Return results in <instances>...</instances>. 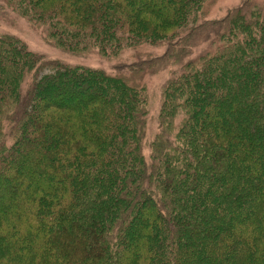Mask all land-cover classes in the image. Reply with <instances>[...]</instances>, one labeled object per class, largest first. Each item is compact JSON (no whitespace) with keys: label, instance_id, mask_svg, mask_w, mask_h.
Masks as SVG:
<instances>
[{"label":"trees","instance_id":"1","mask_svg":"<svg viewBox=\"0 0 264 264\" xmlns=\"http://www.w3.org/2000/svg\"><path fill=\"white\" fill-rule=\"evenodd\" d=\"M210 1L0 0L116 60L0 31V264H264V1Z\"/></svg>","mask_w":264,"mask_h":264},{"label":"rangeland","instance_id":"2","mask_svg":"<svg viewBox=\"0 0 264 264\" xmlns=\"http://www.w3.org/2000/svg\"><path fill=\"white\" fill-rule=\"evenodd\" d=\"M242 1L243 0H211L210 4L207 6L206 17L208 19L223 17L227 13V10L238 6L242 3ZM0 31L19 37L27 44L29 49L35 51L45 60L60 59L64 62H86L93 67L104 68L105 71L109 72L113 70L111 67L115 63L113 61H116L112 59L113 61L111 63V61L106 57L97 53H91L84 56H70L55 47L44 37L41 30L29 24L24 17L15 13L11 9L2 6H0ZM164 49V47L154 48L151 46H144L142 49H139V51L128 50L126 51L124 60L128 59L132 61L133 54H137L139 52H144L146 54H161ZM167 76L168 72L164 71L158 74H150L146 78V86L151 100L150 116L148 121V136L153 135L156 131V123L153 119V115L159 109L161 88ZM144 152L147 156L149 155V149L147 145L144 147Z\"/></svg>","mask_w":264,"mask_h":264}]
</instances>
